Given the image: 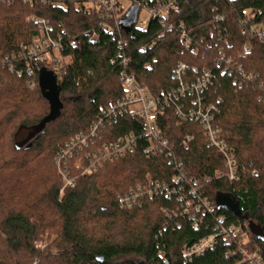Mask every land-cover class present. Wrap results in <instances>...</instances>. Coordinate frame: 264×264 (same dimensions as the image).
I'll list each match as a JSON object with an SVG mask.
<instances>
[{
	"label": "trees",
	"instance_id": "trees-1",
	"mask_svg": "<svg viewBox=\"0 0 264 264\" xmlns=\"http://www.w3.org/2000/svg\"><path fill=\"white\" fill-rule=\"evenodd\" d=\"M51 1L48 6L41 1H0V264H242L236 247L221 238L214 250L183 261L184 247L212 236L219 223L243 227L251 236L252 250L264 256V242L253 236L248 223L216 204L218 196L231 195L242 214L264 231V39L249 30L264 29V0H182L171 17L173 31L152 20L147 30L134 28L124 35L123 53L112 32L99 30L97 10L74 0ZM34 16L49 21L52 36L63 39L61 51L49 56L70 59L57 79L62 115L38 132L50 113L38 83L46 62L31 76L18 58L22 47L40 34L39 26L28 21ZM180 28L196 36L198 54L183 50ZM87 31L98 32L99 40L91 42ZM246 46L250 51L243 54ZM119 54H127L130 71L154 95L178 87L172 72L179 63L188 65V76L194 68L211 69L215 76L205 101L220 110L217 125L237 162L239 181L214 176L225 171L224 161L206 143L199 123L180 124L168 112L169 121L162 126L177 146L186 136L193 137L188 149L178 148L179 154L189 175L210 179L203 190L214 209L198 228L188 217L168 220L163 209L177 206L164 198L119 208L118 193L135 187L146 175L167 180L174 174L167 159L148 157L142 150L79 177L75 188L59 195L54 163L58 152L71 137L89 129L102 108L125 95ZM226 59L232 61L231 74L223 72ZM148 63L153 64L150 71L145 69ZM243 73L252 75L250 80ZM132 121L121 119L109 133H138ZM52 236L55 242L43 250L36 246Z\"/></svg>",
	"mask_w": 264,
	"mask_h": 264
},
{
	"label": "built area",
	"instance_id": "built-area-1",
	"mask_svg": "<svg viewBox=\"0 0 264 264\" xmlns=\"http://www.w3.org/2000/svg\"><path fill=\"white\" fill-rule=\"evenodd\" d=\"M3 4H11L19 0H0ZM25 3L41 1L43 5H53L51 0H22ZM76 4H83L85 9L97 10L99 14V30L110 31L117 40L119 50L123 53L127 48L125 32L120 26V21L126 17L133 5L140 8L136 23L132 28L147 30L152 20H157L166 31H173L175 26L171 20L172 14L180 9L182 0H74ZM124 1L130 2L129 9L124 6ZM74 2V3H75ZM142 9L146 10L149 17L145 22L139 24V14ZM30 22L39 26L40 34L35 37L30 45L22 47L18 58L24 61V67L29 75H34L36 68L41 62L45 68H60L55 73L60 78L65 72L67 58L58 60L49 56L51 51L59 52L62 49L63 39L59 34L56 38L52 36L53 27L46 19L36 16L29 19ZM180 41L184 51L198 54L200 49L196 36L190 34L186 29L180 28ZM250 32L260 40L264 39V29L259 30L256 26L249 28ZM131 31V32H132ZM90 41H98L99 35L96 31H87ZM151 47V46H149ZM140 50H145L141 47ZM247 46L243 54L249 53ZM120 56V54H119ZM16 58V56H14ZM121 57L120 78L123 79L124 96L122 99L102 108L101 113L93 122L91 127L71 137L67 144L58 152L54 163L58 168L60 176L59 195L62 197L69 190L75 188L77 179L83 176L94 175L99 169L112 160L131 156L142 150L148 157H164L172 165L174 174L167 180L152 178L149 174L145 176L143 183L131 187L126 192L117 196L118 206L122 209L133 208L146 200L164 198L173 201L177 206L175 209H163L164 216L183 219H192L194 228H198L200 222L207 214H211L214 204L206 196L204 185L209 177H195L188 173L187 165L179 154V149H188L192 136H186L179 146L168 136L164 135L162 126L168 122L167 113L176 116L179 123L186 121L197 122L201 125L206 143L213 147L222 156L225 171H217L214 176L227 178L230 181H239L237 162L222 138L221 130L217 125V115L220 112L216 104L206 102L208 87L212 84L214 75L211 69L198 70L188 76V65L179 63L173 69L172 77L178 83L176 89L166 90L161 95H154L150 89L143 85L137 75L130 71L128 63L130 58L127 54ZM69 60V59H68ZM223 72L231 74L230 64L232 61L226 59ZM220 65V64H218ZM153 64L148 63L145 69L150 71ZM240 70V68H238ZM246 79L252 77L243 73ZM35 84L31 82V86ZM132 118V125H137L138 133L134 130L122 135L109 133L111 126L119 123L123 118ZM113 135V136H112ZM179 223V222H178ZM212 236L201 239L200 242L186 246L182 250L184 262H190L208 250H214L218 239L221 238L225 244L235 246L237 253L242 257V264H264V256L258 250H252V239L248 231L241 226L223 225L219 223L215 227ZM235 251V252H236Z\"/></svg>",
	"mask_w": 264,
	"mask_h": 264
},
{
	"label": "water",
	"instance_id": "water-1",
	"mask_svg": "<svg viewBox=\"0 0 264 264\" xmlns=\"http://www.w3.org/2000/svg\"><path fill=\"white\" fill-rule=\"evenodd\" d=\"M140 8L136 5L131 7L125 18L120 21V26L124 30L125 34H129L136 23L137 16ZM39 88L42 96L49 103L50 113L42 120V122L36 128V131H41L45 126L54 120H57L62 115L63 101L61 96V88L57 82L56 75L53 70L43 68L38 76ZM216 204L220 209L230 210L234 215L241 220H245L248 223L249 230L256 238L264 242V231L259 225H255L245 214H242L239 208V204L235 202L231 195H221L216 199ZM102 261V258H101Z\"/></svg>",
	"mask_w": 264,
	"mask_h": 264
},
{
	"label": "rangeland",
	"instance_id": "rangeland-1",
	"mask_svg": "<svg viewBox=\"0 0 264 264\" xmlns=\"http://www.w3.org/2000/svg\"><path fill=\"white\" fill-rule=\"evenodd\" d=\"M124 6H125V8L126 9H129V7H130V2H128V1H124ZM148 17H149V15H148V13H147V11L146 10H144V9H142V11L140 12V14H139V19H138V22H139V24L141 23V22H145V21H147L148 20ZM28 21H29V19H28ZM70 60V59H69ZM69 60H68V58H67V62H69ZM55 70L57 71V73L60 71V68H58V67H55ZM31 87H33L34 88V86H31ZM32 88V89H33ZM128 157V156H127ZM122 159H124V158H122ZM115 160H120V159H115ZM112 161H114V160H112ZM111 163V162H110ZM56 167V166H55ZM57 172H58V168H57ZM59 174V173H58ZM38 182H36L37 183V185L38 186H40V183L41 182H39L40 181V178H38V180H37ZM59 182H60V180H59ZM61 183V182H60ZM60 183H59V185H60ZM140 183H143V180L142 181H140V182H138L137 184H140ZM128 190V189H127ZM123 192H126V191H123ZM123 192H120V193H118V195L119 194H121V193H123ZM117 195V196H118ZM162 214H163V211H162ZM46 236V235H45ZM55 237L54 236H52L50 239H47L46 237H44L43 238V241H39V242H36V246L38 247V248H40V249H44L45 247H47V246H49L51 243H53V242H55ZM55 252V251H54Z\"/></svg>",
	"mask_w": 264,
	"mask_h": 264
}]
</instances>
